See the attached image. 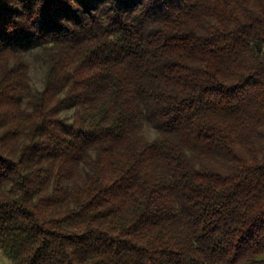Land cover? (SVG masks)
Here are the masks:
<instances>
[{
    "label": "trees",
    "instance_id": "trees-1",
    "mask_svg": "<svg viewBox=\"0 0 264 264\" xmlns=\"http://www.w3.org/2000/svg\"><path fill=\"white\" fill-rule=\"evenodd\" d=\"M263 255L264 0H0V264Z\"/></svg>",
    "mask_w": 264,
    "mask_h": 264
},
{
    "label": "rangeland",
    "instance_id": "rangeland-1",
    "mask_svg": "<svg viewBox=\"0 0 264 264\" xmlns=\"http://www.w3.org/2000/svg\"><path fill=\"white\" fill-rule=\"evenodd\" d=\"M92 3H94V2H92ZM92 5H94V4H92ZM30 75L32 77L33 86L35 88H37V89H41L43 87V81H42L41 72L37 71V70L36 71L35 70H31ZM65 114L68 116V118H70V116L72 114V111L71 110H67V112H65ZM144 132L147 135V137H149L150 139H153V138L156 137V132L152 128L145 127ZM262 257H264V255Z\"/></svg>",
    "mask_w": 264,
    "mask_h": 264
}]
</instances>
